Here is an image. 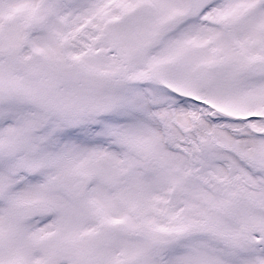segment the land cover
I'll use <instances>...</instances> for the list:
<instances>
[{
	"label": "snow or ice",
	"instance_id": "1",
	"mask_svg": "<svg viewBox=\"0 0 264 264\" xmlns=\"http://www.w3.org/2000/svg\"><path fill=\"white\" fill-rule=\"evenodd\" d=\"M0 264H264V0H0Z\"/></svg>",
	"mask_w": 264,
	"mask_h": 264
}]
</instances>
